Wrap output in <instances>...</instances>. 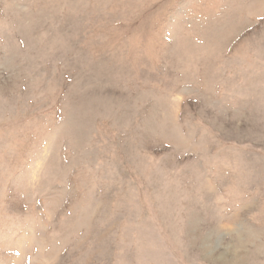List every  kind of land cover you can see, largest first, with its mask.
<instances>
[{
    "label": "rangeland",
    "instance_id": "rangeland-1",
    "mask_svg": "<svg viewBox=\"0 0 264 264\" xmlns=\"http://www.w3.org/2000/svg\"><path fill=\"white\" fill-rule=\"evenodd\" d=\"M0 264H264V0H0Z\"/></svg>",
    "mask_w": 264,
    "mask_h": 264
}]
</instances>
